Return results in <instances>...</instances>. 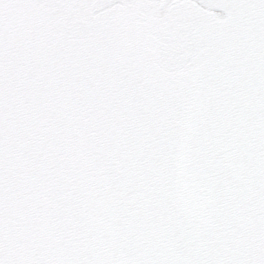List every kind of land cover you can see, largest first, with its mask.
Masks as SVG:
<instances>
[{
	"label": "snow or ice",
	"instance_id": "6c2138e0",
	"mask_svg": "<svg viewBox=\"0 0 264 264\" xmlns=\"http://www.w3.org/2000/svg\"><path fill=\"white\" fill-rule=\"evenodd\" d=\"M0 264H264V0H0Z\"/></svg>",
	"mask_w": 264,
	"mask_h": 264
}]
</instances>
